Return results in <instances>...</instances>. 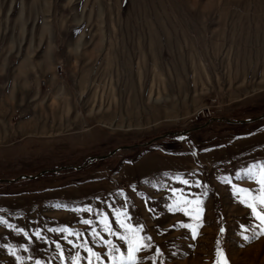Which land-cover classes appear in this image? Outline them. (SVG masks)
<instances>
[{
  "label": "rangeland",
  "instance_id": "1",
  "mask_svg": "<svg viewBox=\"0 0 264 264\" xmlns=\"http://www.w3.org/2000/svg\"><path fill=\"white\" fill-rule=\"evenodd\" d=\"M262 114L264 0H0V264H264Z\"/></svg>",
  "mask_w": 264,
  "mask_h": 264
},
{
  "label": "snow or ice",
  "instance_id": "2",
  "mask_svg": "<svg viewBox=\"0 0 264 264\" xmlns=\"http://www.w3.org/2000/svg\"><path fill=\"white\" fill-rule=\"evenodd\" d=\"M184 183H188V181H184ZM258 183L260 184V195L253 198V202L248 204V207L252 209L253 215L260 221V224L262 228H264V170H262L260 179L258 180ZM246 191V190H244ZM257 203L260 205V208L257 209ZM85 223H91L90 221H85ZM187 226V225H186ZM121 227H125V225H121ZM130 231H134L138 233V229H132L131 226H127ZM105 228L107 231L111 232V229L107 227V224L105 223ZM39 236V233H37ZM121 239H126V237H121ZM140 238L137 236L136 240H129V260L134 264L135 261V255L134 253L141 251L142 247H145L146 245H143L139 243L138 241ZM107 243H111V241H108ZM59 247V245H57ZM90 251V250H89ZM218 257L222 255V253L217 252ZM37 264H39V261H37ZM217 264H220V261H217ZM224 264H227L226 261H224Z\"/></svg>",
  "mask_w": 264,
  "mask_h": 264
},
{
  "label": "water",
  "instance_id": "3",
  "mask_svg": "<svg viewBox=\"0 0 264 264\" xmlns=\"http://www.w3.org/2000/svg\"><path fill=\"white\" fill-rule=\"evenodd\" d=\"M261 117H264V114H262L261 116H258V117H255V118H249V119H240V120H230L229 118L227 117H213L211 118L210 120H208L207 122H205L203 124L204 125H207L209 124L210 122H214V121H224V122H228V123H247V122H250V121H254L258 118H261ZM198 128V127H196ZM196 128H190V129H186V130H183V131H180V132H174V131H169L163 135H160V136H156L154 138H152L151 140L147 141L146 143L144 144H141L142 146H145V145H149L151 144L153 141L157 140V139H160L162 137H166V136H169V135H176V136H179V135H183V134H186V133H189L190 131L192 130H195ZM138 146V144H133V145H122V146H119L115 149H113L112 151H110L108 154H105V155H97V156H91L88 158L87 162L89 161H92V160H96V159H104L110 155H112L113 153H115L116 151L120 150V149H127V148H130V147H136ZM80 167V166H79ZM77 167V168H79ZM58 170V169H56ZM48 170H43L35 175H21L19 176V178H35V177H38L40 176L41 174L47 172ZM7 180V179H6ZM9 180H12V179H9ZM8 180V181H9ZM3 181L2 179H0V182Z\"/></svg>",
  "mask_w": 264,
  "mask_h": 264
},
{
  "label": "crops",
  "instance_id": "4",
  "mask_svg": "<svg viewBox=\"0 0 264 264\" xmlns=\"http://www.w3.org/2000/svg\"><path fill=\"white\" fill-rule=\"evenodd\" d=\"M26 50L27 52H29V55L31 54L33 56L34 53L38 52V48H13L10 49V50H7V52L5 53L4 57L1 59V62L3 61V64L4 66H9V63L10 62H16L18 64H21V63H24L25 61L28 60V53H26ZM20 54V55H19ZM24 54V55H23ZM31 60H32V57H31ZM34 60L36 61L35 57H34ZM31 65H33V63H31ZM30 65V66H31ZM5 83L6 84H12V80H13V77L12 75H10V77L8 76H5ZM27 81H23V83L25 84ZM15 87L12 88V100L14 99V92H15ZM29 95H27L26 97H28ZM30 99V98H29ZM22 100H26V98H22ZM10 147H13V146H7L5 148H10ZM12 155H15V152H13V154H9L7 155V157H9L11 160H12ZM6 157L5 159V156L4 154L2 153V150L0 151V164H5L6 160H10Z\"/></svg>",
  "mask_w": 264,
  "mask_h": 264
},
{
  "label": "built area",
  "instance_id": "5",
  "mask_svg": "<svg viewBox=\"0 0 264 264\" xmlns=\"http://www.w3.org/2000/svg\"><path fill=\"white\" fill-rule=\"evenodd\" d=\"M56 70H57V73H58L59 75L62 74V66H61V65H58L57 68H56Z\"/></svg>",
  "mask_w": 264,
  "mask_h": 264
},
{
  "label": "trees",
  "instance_id": "6",
  "mask_svg": "<svg viewBox=\"0 0 264 264\" xmlns=\"http://www.w3.org/2000/svg\"><path fill=\"white\" fill-rule=\"evenodd\" d=\"M222 122H224V121H222Z\"/></svg>",
  "mask_w": 264,
  "mask_h": 264
}]
</instances>
